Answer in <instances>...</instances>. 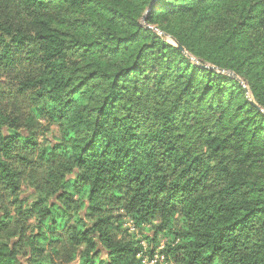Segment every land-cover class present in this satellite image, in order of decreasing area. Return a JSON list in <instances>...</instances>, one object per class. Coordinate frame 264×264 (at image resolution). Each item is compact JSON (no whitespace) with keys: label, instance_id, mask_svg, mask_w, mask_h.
I'll use <instances>...</instances> for the list:
<instances>
[{"label":"trees","instance_id":"16d2710c","mask_svg":"<svg viewBox=\"0 0 264 264\" xmlns=\"http://www.w3.org/2000/svg\"><path fill=\"white\" fill-rule=\"evenodd\" d=\"M25 67L17 92L62 128L45 152L71 164L49 180L60 200L36 207L28 264H53L37 244L61 230L78 264H142L156 246L118 232L103 215L116 205L139 229L160 221L155 237L179 221L161 249L179 264H264V0H0V69ZM15 122L0 106L13 193L15 148L32 142ZM66 173L84 208L73 224ZM0 264L22 263L0 246Z\"/></svg>","mask_w":264,"mask_h":264},{"label":"rangeland","instance_id":"374dc122","mask_svg":"<svg viewBox=\"0 0 264 264\" xmlns=\"http://www.w3.org/2000/svg\"><path fill=\"white\" fill-rule=\"evenodd\" d=\"M160 33L162 32L160 31ZM167 39L175 43L171 37L167 36ZM29 72L30 69L25 67L10 75L0 69V80H6L2 88L0 87V106L10 115L11 119H17V123L15 122L7 131L14 135L23 134L32 141L15 148V153L23 155L26 159L16 158L11 160L13 166L21 171V189L13 193L0 184V219L6 221L5 229L0 228V246L15 249L22 264H28L30 259L37 255L36 252L32 253L30 249L31 239L33 237L37 238L40 232L41 223L37 216V205L48 202V200L52 202L60 200V192H56L49 183L51 176L60 169L68 171L71 167L66 158L58 156L54 160L45 152L46 149L49 150L62 141V128L59 123L47 116L37 115L30 95H20L17 92L18 77ZM16 75L17 77L13 78ZM249 96L252 97V94L249 93ZM66 175L70 181L66 188L70 198L62 201L73 214L70 216V224H73L79 214L83 213L84 208L78 202L77 189L73 187L77 175L75 173L71 175L66 173ZM122 207L116 205L103 211V215L110 216L114 223L122 222V228L118 230L120 234L130 232L138 240H143L147 236L149 239L143 240L142 243L149 249L155 245L156 249L161 250L176 244L174 232L180 229L179 221L172 225L171 231L165 230L155 237V226L159 225L160 221H155L153 224L139 229ZM85 219L89 224L93 221L91 220L93 218L88 215L85 216ZM57 237H62V240L55 241L52 244L37 245L43 247L44 255L50 257L53 264H78L79 257L73 258L72 253L76 250H82V247L76 248L73 246L64 230H61ZM151 239H155V241L151 242ZM52 247L57 251H54ZM165 264L179 263L171 256Z\"/></svg>","mask_w":264,"mask_h":264},{"label":"built area","instance_id":"2783aa9c","mask_svg":"<svg viewBox=\"0 0 264 264\" xmlns=\"http://www.w3.org/2000/svg\"><path fill=\"white\" fill-rule=\"evenodd\" d=\"M138 257L142 259V264H165L168 259L159 249H156L151 253H139Z\"/></svg>","mask_w":264,"mask_h":264},{"label":"water","instance_id":"95a60500","mask_svg":"<svg viewBox=\"0 0 264 264\" xmlns=\"http://www.w3.org/2000/svg\"><path fill=\"white\" fill-rule=\"evenodd\" d=\"M168 36L171 37V38L174 40V42L178 45V47H179L180 49H182V50L185 51L184 47H183L181 44H179V43L176 41L175 38H173V37L170 36V35H168ZM191 58L194 59V57H192V56H191ZM231 74H232V75H235L233 72H231Z\"/></svg>","mask_w":264,"mask_h":264}]
</instances>
